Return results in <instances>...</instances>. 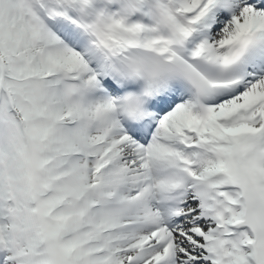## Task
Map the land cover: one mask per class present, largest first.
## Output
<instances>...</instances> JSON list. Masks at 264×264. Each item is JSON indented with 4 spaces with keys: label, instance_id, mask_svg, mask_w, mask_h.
Listing matches in <instances>:
<instances>
[{
    "label": "snow or ice",
    "instance_id": "snow-or-ice-1",
    "mask_svg": "<svg viewBox=\"0 0 264 264\" xmlns=\"http://www.w3.org/2000/svg\"><path fill=\"white\" fill-rule=\"evenodd\" d=\"M0 264H264V0H0Z\"/></svg>",
    "mask_w": 264,
    "mask_h": 264
}]
</instances>
